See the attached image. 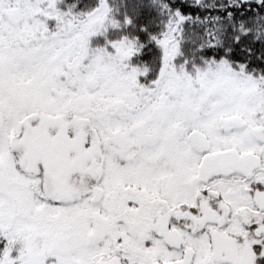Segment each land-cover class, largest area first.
<instances>
[{"label":"snow or ice","instance_id":"snow-or-ice-1","mask_svg":"<svg viewBox=\"0 0 264 264\" xmlns=\"http://www.w3.org/2000/svg\"><path fill=\"white\" fill-rule=\"evenodd\" d=\"M0 264H264V0H0Z\"/></svg>","mask_w":264,"mask_h":264}]
</instances>
